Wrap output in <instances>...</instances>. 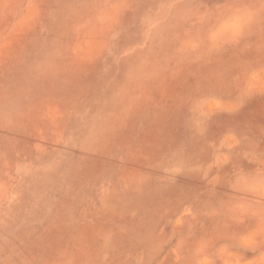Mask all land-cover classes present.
<instances>
[{"label":"rangeland","instance_id":"obj_1","mask_svg":"<svg viewBox=\"0 0 264 264\" xmlns=\"http://www.w3.org/2000/svg\"><path fill=\"white\" fill-rule=\"evenodd\" d=\"M0 264H264V0H0Z\"/></svg>","mask_w":264,"mask_h":264}]
</instances>
